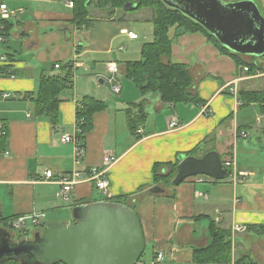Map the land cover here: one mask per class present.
<instances>
[{
	"label": "crops",
	"instance_id": "obj_1",
	"mask_svg": "<svg viewBox=\"0 0 264 264\" xmlns=\"http://www.w3.org/2000/svg\"><path fill=\"white\" fill-rule=\"evenodd\" d=\"M1 2L23 11L10 21L8 31L0 23V55L11 59L9 70L15 73L0 76V124L6 132L0 150L1 227L6 228L1 219L46 214L39 227L27 221L25 230L32 225L35 229L29 234L33 236L50 223L75 225L74 212L79 207L128 196L146 242L139 264H153L159 253L165 256L162 264H194V251L211 244L213 224L232 235V261L225 264H251L250 259L264 264V232L258 233L264 227V114L259 104H247L239 96L241 91L263 90L264 73L248 75L203 35L183 34L174 27L169 32L171 61L190 68L203 104L172 106L157 95H148V116L133 134L127 113L142 96L126 79L123 63L141 59L142 47L154 40V31L153 40L136 44L140 35L135 40L128 37L129 32L137 35L130 19L136 13L115 11L106 16L95 10L91 26L80 28L72 23L68 1ZM147 10L145 18L138 16L134 22L152 25L153 11ZM111 62L120 67L118 95L107 81ZM67 65L73 67V84L60 94L58 118L52 122L36 114L25 95L36 98L41 77L66 75ZM238 79V95H233L230 85ZM7 94L11 96L5 98ZM86 97L107 107L93 115L92 130L82 141L83 152L77 154L74 143L64 144L61 139L75 134L77 112ZM204 108L211 115L204 114ZM171 123L177 126L171 129ZM196 147H206V153L216 151L223 163L232 162L233 177L223 181L205 177L202 183L194 177L167 188L154 184L156 165L176 164ZM106 155L118 157L109 173L108 198L93 184L82 183L74 190L73 204H65L59 196L61 186L45 179L47 171L56 177L73 171L87 175L102 165ZM168 171L160 169L164 175ZM156 187L160 194L152 192ZM235 225H244L247 231L236 234Z\"/></svg>",
	"mask_w": 264,
	"mask_h": 264
},
{
	"label": "water",
	"instance_id": "obj_2",
	"mask_svg": "<svg viewBox=\"0 0 264 264\" xmlns=\"http://www.w3.org/2000/svg\"><path fill=\"white\" fill-rule=\"evenodd\" d=\"M170 9L200 24L232 53L264 57V17L250 0H161ZM127 9L135 8L128 4ZM226 180L228 172L216 151L203 157H181L173 186L194 177ZM153 193L162 190L156 187ZM76 224L50 223L42 233L16 242L0 226V264L17 259L21 264H139L146 242L134 210L117 202H96L75 209Z\"/></svg>",
	"mask_w": 264,
	"mask_h": 264
},
{
	"label": "trees",
	"instance_id": "obj_3",
	"mask_svg": "<svg viewBox=\"0 0 264 264\" xmlns=\"http://www.w3.org/2000/svg\"><path fill=\"white\" fill-rule=\"evenodd\" d=\"M71 1L74 3L72 23L76 26L90 27L93 19L90 17L91 8H97L105 11L107 15H114L115 11L124 12H140L142 10H153V26H154V40L145 43L141 51V59L139 61L124 62L125 77L132 82L142 96V100L137 103L131 104V109L128 110V126L133 134L139 130V126L144 124L148 114L146 113V105L148 100L146 96L157 95L165 104L177 105H195L201 106L202 100L196 90V84L191 76L190 68L185 64L172 63V49L173 41L169 37V32L174 27L179 28L183 34H201L208 43L212 44L223 56L231 57L236 66L249 67L248 75L255 76L260 67L255 63H246L242 59V55L230 52L221 46L216 39H214L200 24L192 21L184 16L181 12L170 9L161 0H61ZM227 3H232L240 0H223ZM128 4H134L135 8L127 9ZM4 24L5 30L10 29V21L0 20ZM11 63L4 65L0 68V76H14L15 73L11 72ZM66 75H45L41 77L40 87L37 97L32 95H25V99H30L34 104L36 114L39 116H47L52 122L58 118V108L60 104V94L72 87L73 84V67L66 66ZM264 72V69H262ZM262 72V73H263ZM240 100L247 104H259L262 113L264 114V90L263 91H241L239 93ZM107 105L103 102L97 101L94 98L86 97L80 103L78 109L77 119H83L82 125L83 135L82 138L92 130L93 115L97 112L104 110ZM136 113H133V111ZM6 142V132L0 137V150ZM208 141L205 144H208ZM207 146V145H206ZM206 149V147H205ZM205 149L196 147L194 150L186 153L185 157H203L206 152ZM208 153V152H207ZM225 163V162H224ZM223 163V164H224ZM180 162L176 164H159L154 167L153 180L154 184L167 188L173 186V181L177 175V169ZM164 167L168 169L167 174H162L160 169ZM228 177L232 175V169H228ZM185 182V181H184ZM112 202L121 203L135 211L134 207L128 203V196L116 198ZM19 217H12L8 219H1V223L10 232L20 236L22 232L15 231L13 223ZM248 229L257 230V227H248ZM264 227L259 228L258 233H263ZM211 244L203 249H196L194 251V264H225L232 261V235L230 232L222 231L214 224L210 227ZM144 255V254H143ZM143 257V256H142ZM141 257V258H142ZM251 264H256L253 259H250ZM3 264H21L17 259H10ZM54 264H63L56 262Z\"/></svg>",
	"mask_w": 264,
	"mask_h": 264
},
{
	"label": "built area",
	"instance_id": "obj_4",
	"mask_svg": "<svg viewBox=\"0 0 264 264\" xmlns=\"http://www.w3.org/2000/svg\"><path fill=\"white\" fill-rule=\"evenodd\" d=\"M67 6L70 9L74 8V3L71 1L67 2ZM22 10H14L10 9L9 6L6 3L1 2L0 0V20L3 21H12L19 18V15L22 14ZM128 37L132 40L138 39V35L134 34L133 32L128 33ZM11 59L5 55H0V68L4 65L10 64ZM78 64H75V67L77 68ZM56 68H60L59 65L56 66ZM107 71L109 74V77L107 79L108 83H110L113 87V92L115 94H119L121 89L116 84V77L120 73V67L117 63L111 62L107 65ZM243 71L245 73H249L250 69L249 67H243ZM259 73H257L255 76H258ZM241 79H238L230 85V92L233 95H238V87ZM11 95L7 94L4 97L9 98ZM204 114L211 115V111L209 109L204 108L203 109ZM84 123L83 119H78L76 122V131L74 135H65L62 137L61 142L66 143H74L76 146V153L81 154L83 152V131H82V125ZM177 126L176 123H171L170 128L173 129ZM5 134L3 126L0 124V137ZM244 137H247L246 133H243ZM7 154V153H5ZM79 159V157H77ZM118 162V157L115 155H106L103 159V163L101 166L93 167L88 174H84L83 172L79 171H73L70 173H66L60 176H55L52 171H47L45 173V179L49 181H54L57 184L61 186V190L59 193L60 198L65 204H73L74 202V190L76 186L82 184V183H91L95 186L96 190L101 194L102 197L108 198L110 193V179H109V173L112 169V167ZM224 168L226 170L232 168V162L226 161L223 164ZM245 175V174H242ZM230 177H233V175H230ZM205 177H197V181L199 183L204 182ZM46 214L44 213H34L33 215L29 217H19L17 220L14 221L13 227L15 231L22 232L26 229V223L27 221H31L35 227L41 226V222L45 219ZM234 232L237 233H245L247 231V227L244 225H235L233 228ZM164 254L159 253L156 257V259L153 261V264H162L164 262Z\"/></svg>",
	"mask_w": 264,
	"mask_h": 264
},
{
	"label": "rangeland",
	"instance_id": "obj_5",
	"mask_svg": "<svg viewBox=\"0 0 264 264\" xmlns=\"http://www.w3.org/2000/svg\"><path fill=\"white\" fill-rule=\"evenodd\" d=\"M250 1H253L256 5H257V7H258V9H259V11H260V13L262 14V16L264 17V0H250ZM95 10H99V9H97V8H91V13H90V17L91 18H93L92 17V12L93 11H95ZM72 11V13H73V10H71ZM70 11V12H71ZM100 11H102V10H100ZM148 11V10H147ZM153 11V10H152ZM102 12H104L105 14H106V16H108L107 15V13L105 12V11H102ZM121 13H125L124 11L122 12V11H120ZM127 13V12H126ZM135 14L136 13V15H133V16H130L131 18V20H132V22H131V24L132 25H134L133 27H134V30H135V32L137 33V35H140V37H141V40L139 41V42H137L136 44H144V42H147V41H151V40H153V31H154V26H153V24L152 25H150V24H145V22L144 21H140V22H138V23H136V22H134V20H137L139 17H141V16H143L142 18H145V16L147 15V12H146V10L145 11H143V12H141V13H139V12H131V13H129V15H131V14ZM153 15H154V11H153ZM139 16V17H138ZM154 17V16H153ZM117 55H118V57H117V60H118V62H121L122 61V59H121V57H120V54L119 53H117ZM242 59H244V61L246 62V63H255V64H257V63H259V65H261L260 66V68L261 67H264V57H259V58H253V57H248V56H242ZM262 69H264V68H261L260 69V72L259 71H257L258 73H262L263 72V70ZM264 73V72H263ZM126 83H128L127 81H126ZM107 86L109 87L110 86V84H107ZM264 85H261V87H263ZM264 90V89H263ZM263 90H261V91H263ZM111 91H112V93H114L113 92V90H112V87H111ZM124 92V91H123ZM123 92H122V94H123ZM115 94V93H114ZM34 227L32 226V225H30V224H28V226H27V230H28V232H27V234L26 233H24V234H22V235H20V236H18V235H14V239L16 240V242H19V241H23V240H27V239H30L31 240V237H32V235H30L29 233H31L32 234V232L34 231ZM43 229H45V228H43ZM44 231V230H43ZM42 231V232H43ZM41 232V233H42ZM145 254H146V252H145Z\"/></svg>",
	"mask_w": 264,
	"mask_h": 264
}]
</instances>
